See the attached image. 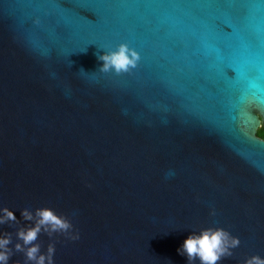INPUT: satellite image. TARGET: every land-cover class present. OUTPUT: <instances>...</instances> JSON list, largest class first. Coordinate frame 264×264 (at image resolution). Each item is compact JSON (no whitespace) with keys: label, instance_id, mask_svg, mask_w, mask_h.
<instances>
[{"label":"water","instance_id":"obj_1","mask_svg":"<svg viewBox=\"0 0 264 264\" xmlns=\"http://www.w3.org/2000/svg\"><path fill=\"white\" fill-rule=\"evenodd\" d=\"M120 43L137 67L97 71ZM261 125L264 0H0L13 245L22 209L50 207L79 232L39 236L54 264H188L178 249L208 227L241 241L219 264L264 258Z\"/></svg>","mask_w":264,"mask_h":264},{"label":"clouds","instance_id":"obj_2","mask_svg":"<svg viewBox=\"0 0 264 264\" xmlns=\"http://www.w3.org/2000/svg\"><path fill=\"white\" fill-rule=\"evenodd\" d=\"M96 55L99 61H103L102 67L97 71L100 73L114 72L116 75L129 73L137 67L141 59L140 54L126 43L118 44L115 49L105 50L103 55L99 53ZM72 63L71 61L70 68ZM81 70L84 71L81 68L79 72ZM210 215H216L214 209ZM21 216L24 221L32 223L17 229L15 235L18 242L14 245L11 232L0 233V264H9L10 259L16 253L23 254V264H54L55 242H50L46 252H42L41 244L38 242L42 233L49 238L56 234L68 240L79 239V232L74 229L71 219L64 214H57L53 208H37L34 212L29 208H24ZM14 224H20L14 212L7 207L0 208V226ZM240 243L239 237L233 236L226 229L208 227L201 229L198 234L193 232L189 235L178 252L187 256L188 264H196L197 261L199 264H219L223 259L232 257V250L239 247ZM12 264H21V261L15 260ZM243 264H264V258L253 255L244 260Z\"/></svg>","mask_w":264,"mask_h":264},{"label":"flooded vegetation","instance_id":"obj_3","mask_svg":"<svg viewBox=\"0 0 264 264\" xmlns=\"http://www.w3.org/2000/svg\"><path fill=\"white\" fill-rule=\"evenodd\" d=\"M262 133L264 134V127L261 125L258 128L257 135H258V137H260V138H262L264 140V138L261 136Z\"/></svg>","mask_w":264,"mask_h":264},{"label":"trees","instance_id":"obj_4","mask_svg":"<svg viewBox=\"0 0 264 264\" xmlns=\"http://www.w3.org/2000/svg\"><path fill=\"white\" fill-rule=\"evenodd\" d=\"M263 138H264V134L262 133V135H261Z\"/></svg>","mask_w":264,"mask_h":264}]
</instances>
